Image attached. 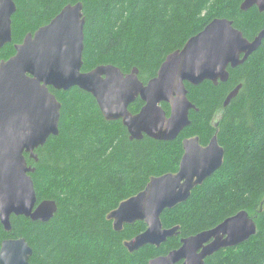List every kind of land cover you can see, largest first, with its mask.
Here are the masks:
<instances>
[{"label":"trees","instance_id":"obj_1","mask_svg":"<svg viewBox=\"0 0 264 264\" xmlns=\"http://www.w3.org/2000/svg\"><path fill=\"white\" fill-rule=\"evenodd\" d=\"M12 41L0 49V61L14 45L46 25L67 4L82 3L84 49L82 71L110 64L127 74L137 69L146 83L165 57L200 32L211 20L225 18L252 40L264 28V13L244 0H13ZM225 83L186 84L196 107L190 125L176 139L163 142L144 136L130 140L121 121H106L95 99L72 88L50 92L61 105L59 133L39 147L34 161L25 155L37 201L53 200L57 211L47 223L11 216V231L0 224V245L23 238L32 249L31 264H148L180 246V240L217 226L239 211L254 220L256 234L239 246L221 249L204 264H264V40L257 51L234 69ZM241 88L224 107L236 86ZM143 102L134 101L132 114ZM161 107L169 114V106ZM224 150L222 166L189 199L165 210L164 229L178 235L159 248L146 245L129 253L125 243L142 233V221L113 229L107 215L120 202L144 189L151 177L178 170L182 141L198 137L201 145L213 136Z\"/></svg>","mask_w":264,"mask_h":264},{"label":"water","instance_id":"obj_2","mask_svg":"<svg viewBox=\"0 0 264 264\" xmlns=\"http://www.w3.org/2000/svg\"><path fill=\"white\" fill-rule=\"evenodd\" d=\"M264 13V0H244L240 10L252 7ZM82 3L65 5L49 23L28 33L14 45L15 53L0 61V224L11 231V216L47 223L57 211L53 200L37 201L25 155L37 160L35 151L59 133L61 105L50 88L68 91L78 88L96 101L108 122L121 121L130 140L144 136L173 141L190 125L189 114L196 107L187 98L186 84L204 81L225 83L228 69L243 64L264 40V28L252 39L225 18L211 20L191 36L181 49L168 54L155 77L146 83L133 68L124 74L113 65H99L82 71L84 23ZM13 0H0V49L12 41ZM241 88L236 86L224 99L226 107ZM143 102L138 113L128 107ZM169 106V114L161 107ZM183 155L175 173L151 177L144 189L119 203L107 219L114 231L142 221L146 229L124 245L133 253L146 245L159 248L178 235V227L164 229L161 214L187 201L191 191L214 174L223 163L224 150L214 135L206 146L198 137L182 141ZM256 234L254 220L239 211L212 229L182 238L177 249L157 256L148 264H204L221 249L236 247ZM32 249L23 238L1 242L0 264H31Z\"/></svg>","mask_w":264,"mask_h":264},{"label":"flooded vegetation","instance_id":"obj_3","mask_svg":"<svg viewBox=\"0 0 264 264\" xmlns=\"http://www.w3.org/2000/svg\"><path fill=\"white\" fill-rule=\"evenodd\" d=\"M203 146V145H202ZM206 146V145H205Z\"/></svg>","mask_w":264,"mask_h":264}]
</instances>
